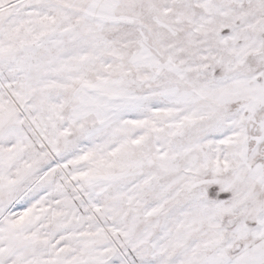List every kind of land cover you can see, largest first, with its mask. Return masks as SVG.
Returning <instances> with one entry per match:
<instances>
[{"label": "snow or ice", "instance_id": "obj_1", "mask_svg": "<svg viewBox=\"0 0 264 264\" xmlns=\"http://www.w3.org/2000/svg\"><path fill=\"white\" fill-rule=\"evenodd\" d=\"M0 264H264V0H0Z\"/></svg>", "mask_w": 264, "mask_h": 264}]
</instances>
